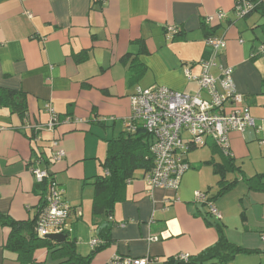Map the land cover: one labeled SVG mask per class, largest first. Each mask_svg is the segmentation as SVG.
I'll return each mask as SVG.
<instances>
[{
    "label": "crops",
    "instance_id": "crops-1",
    "mask_svg": "<svg viewBox=\"0 0 264 264\" xmlns=\"http://www.w3.org/2000/svg\"><path fill=\"white\" fill-rule=\"evenodd\" d=\"M234 5L235 0H0V87L25 92L29 111L24 122L0 108V127H5L0 131V217L35 220L43 199L30 172L37 165L52 174L73 208L69 222L78 256L88 257L91 242L109 228L110 244L91 264H108L115 256L148 258L151 264L183 254L195 257L217 242V224L230 243L252 251L229 264H264V191L250 190L247 183L260 175L264 180V59L252 58L264 43V15L259 11L239 20ZM217 13L226 17L205 27L206 17ZM169 27L181 34L170 38ZM209 33L226 38L220 64L233 69L261 128L230 135L234 170L226 182L235 186L213 201L222 219L212 218L195 200L196 192L213 199L220 190L213 164L228 157L211 142L186 153L190 170L177 191L150 192L147 173L137 170L124 199L108 213L94 215L93 183L107 173L110 142L127 132L131 95L138 87L159 86L195 95L199 84L186 72L201 74L199 62L210 58ZM47 105L59 118L52 131ZM56 140L64 156L54 162ZM206 147L207 156L204 149L198 155ZM10 237L11 228L0 221V264H67L53 254L58 248L38 249L31 263H22L8 245Z\"/></svg>",
    "mask_w": 264,
    "mask_h": 264
},
{
    "label": "built area",
    "instance_id": "built-area-1",
    "mask_svg": "<svg viewBox=\"0 0 264 264\" xmlns=\"http://www.w3.org/2000/svg\"><path fill=\"white\" fill-rule=\"evenodd\" d=\"M258 4L249 0H235L234 13L236 19H244L251 15ZM226 17L224 13L208 16L205 23L212 26L218 20ZM168 36L178 35L179 29L169 27ZM210 58L199 62L202 72L199 76L187 78L197 81L199 90L195 95L173 91L167 87H150L135 89L130 97V116L125 123L128 132L135 133L137 127L144 128L152 138L151 153L153 168L145 176V182L150 192L164 188L177 191L183 176L190 170L186 153L191 148L213 143L223 155L232 157L230 135L234 132L243 134L247 129L261 128L252 117L250 107L246 104L244 95L238 90L233 69L220 64V59L227 49L224 36H210L205 41ZM252 58L264 59V43L252 54ZM220 73L215 75L213 70ZM51 119L47 125L49 130L59 123L58 114L51 105L46 106ZM5 127H0V131ZM189 135L185 142L182 133ZM53 161L57 162L64 156L59 142L53 141ZM36 183L46 182L44 205L39 208L35 217V234L40 238L49 235H67L73 233L69 222L73 208L64 200L65 191L54 180L52 174L39 166H31ZM195 200L208 208V213L216 220L222 216L207 193L196 192ZM152 240H157L154 238ZM264 241V234L262 235ZM100 242L94 239L92 247ZM178 261L188 262L190 255L183 254L174 257ZM152 260L131 257H113L108 264H151Z\"/></svg>",
    "mask_w": 264,
    "mask_h": 264
},
{
    "label": "trees",
    "instance_id": "trees-1",
    "mask_svg": "<svg viewBox=\"0 0 264 264\" xmlns=\"http://www.w3.org/2000/svg\"><path fill=\"white\" fill-rule=\"evenodd\" d=\"M249 1L258 4L254 12L261 11L264 15V0ZM204 26L209 29L211 28L208 25ZM180 34L181 30L179 29L178 35L174 37L176 38ZM213 35L209 33L207 38ZM0 108L10 109L12 114L18 115L26 122L29 114L27 94L23 91L0 87ZM151 144V136L142 127H137L135 133L127 131L119 139L110 142L108 157L104 163V169L107 173L106 175L96 177L93 183L95 192L94 215L108 213L116 202L124 199L126 183L137 170H143L146 173L152 170L154 161L150 149ZM213 165L215 174L220 176L218 183L220 190L215 198H211L212 201L224 196L235 186V183L228 184L226 182V174L234 170V165L230 158H226V162L221 165ZM247 183L250 190L264 191V180L261 175L248 179ZM36 185L43 192L42 205L40 206L42 208L45 203L46 182L37 183ZM0 221L4 226L11 228V237L8 245L18 254V259L22 263H31L34 252L38 249L46 248L53 250L54 248H58L53 254H58V258L67 259L65 262L67 264H91L94 257L110 244V230L106 226V228L100 230V240L97 239L100 243L94 246L92 253L85 258L76 254L77 240L72 235L68 237L65 243L58 244L46 238H40L35 234V220L20 223L6 217H0ZM22 231L27 232L28 237L23 236L21 234ZM217 231L219 237L212 247L207 248L195 257H190L188 262L171 258L166 264H206L213 261H216L218 264H229L239 254L252 253L250 250L230 243L224 235L222 225L217 224Z\"/></svg>",
    "mask_w": 264,
    "mask_h": 264
},
{
    "label": "rangeland",
    "instance_id": "rangeland-1",
    "mask_svg": "<svg viewBox=\"0 0 264 264\" xmlns=\"http://www.w3.org/2000/svg\"><path fill=\"white\" fill-rule=\"evenodd\" d=\"M198 92V91H197ZM196 94V93H195ZM182 138L184 139V140H188L189 139V135L187 134V133H182ZM202 149H204V157L205 156H207V154H208V149H209V147H206V148H199L196 152H198L199 151V153H198V155H200V156H202ZM192 154H193V152H192ZM198 155H195V156H198ZM94 167V166H93ZM99 168L101 169V172L103 171V168L101 167V166H99ZM210 169L211 168H208V167H206V166H204V171L205 172H208V171H210ZM217 192V191H216ZM88 210H90L89 209V207H88V205H87V212H88Z\"/></svg>",
    "mask_w": 264,
    "mask_h": 264
},
{
    "label": "water",
    "instance_id": "water-1",
    "mask_svg": "<svg viewBox=\"0 0 264 264\" xmlns=\"http://www.w3.org/2000/svg\"><path fill=\"white\" fill-rule=\"evenodd\" d=\"M46 239L56 242L58 244H63L67 241L68 236L67 235H49Z\"/></svg>",
    "mask_w": 264,
    "mask_h": 264
}]
</instances>
